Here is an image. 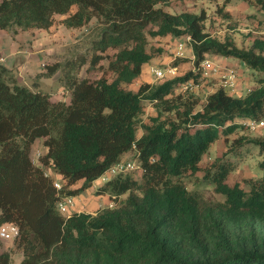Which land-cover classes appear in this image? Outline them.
Returning a JSON list of instances; mask_svg holds the SVG:
<instances>
[{
  "label": "trees",
  "instance_id": "1",
  "mask_svg": "<svg viewBox=\"0 0 264 264\" xmlns=\"http://www.w3.org/2000/svg\"><path fill=\"white\" fill-rule=\"evenodd\" d=\"M171 1L0 0V31L12 36L97 22L90 53L45 65L34 89L0 63V228L18 226L20 264H264V136H242L203 165L222 136L264 118V41L240 48L231 37L212 36L205 11L170 13ZM149 37H190L194 69L129 90L153 59ZM208 56L242 62L255 72V87L243 97L223 89L201 98L183 93L188 81L203 85ZM107 58L112 76L100 77ZM58 74L70 102H54L37 88ZM147 102L156 103L151 123H143ZM37 142L45 150L40 166L32 159ZM244 145L259 147L263 157V176L249 182V192L228 184L237 171L228 157ZM131 153L141 179L121 174L97 190L114 208L69 218L59 212L62 197L82 195ZM47 169L61 177L62 192ZM209 190L223 201L208 199ZM12 263V250L0 254V264Z\"/></svg>",
  "mask_w": 264,
  "mask_h": 264
},
{
  "label": "rangeland",
  "instance_id": "2",
  "mask_svg": "<svg viewBox=\"0 0 264 264\" xmlns=\"http://www.w3.org/2000/svg\"><path fill=\"white\" fill-rule=\"evenodd\" d=\"M209 0H206L208 2ZM212 1V0H210ZM216 3H209L205 5L204 7L202 0H172L170 7L167 8L168 12L170 13H183V12H195L197 14H201L203 10L211 14V16H216L221 20V22L218 21L215 27V31L219 33L221 31L222 33H227L234 40H236L238 43V46L240 48H247V43L253 42L256 39L264 40V31L260 28H264L262 25H259V28H256L255 26L258 25V23H254L250 25L247 29L252 30L251 32H245L241 34L240 28L242 27V22L238 21V19H235L234 16H232V21L229 19L226 20L224 16L222 15L224 13L225 8L228 10H239V7L237 6V3H243V0H230L231 6H228L226 3L227 0H217ZM259 19H264V12H258ZM61 24H59L60 26ZM97 26V22L94 20L91 24H89L87 27H84L80 30H70L67 28H59L58 31V39L51 38L46 33H40L39 36H37V40L35 39V36L30 34L29 32H21V34L18 37H11V36H0V53L6 56L7 61L3 64H5L9 69H14V63L16 59V54L19 51L20 48L24 49L26 53H29L30 51L36 52L37 54L40 51H44L43 54H38L39 56L45 57V65L53 63H56L57 61H61L65 63L66 61H70L75 59L77 56H83L90 53L91 49L93 48V42L96 40L97 34L95 33V28ZM57 48V52L53 51L52 53L47 54L45 51L50 49L51 47ZM148 50L153 56L152 61L148 66L145 67L143 76L140 80H137L133 85L126 86L127 89L137 90L138 87L141 85V83L147 82L151 83L152 85H161L166 82V80H158L156 76L151 72V68L154 66L164 68L166 65L172 63L176 66V61H174L176 56V45L175 40L172 38L168 39H162L160 37L154 38L149 37V45ZM189 48H187L186 56H189L188 53ZM26 54H21V57L24 59L26 58ZM186 61H189V58L185 59ZM231 64H235L236 59H230ZM109 58L105 59L102 62V70H107L109 65ZM237 64L240 66V70L242 73L240 75L241 80L248 78L247 82L250 87L254 88V74L255 72L251 69L247 68L246 65H244L242 62L237 61ZM44 65V66H45ZM180 74L181 73H188L193 69L192 65L190 63H184L182 65H177ZM42 68V73L44 72V67ZM102 71L100 73V77H108L110 78L112 75L109 73H105ZM99 72V71H97ZM18 79L20 83L23 86H27L30 89H34L36 86V78L37 76L29 77L27 74V71L24 73L22 71L16 72ZM98 73L96 71L91 74L92 79H97ZM60 74L55 76L51 79H43L40 80L37 84L38 90L42 93L49 94L54 102H70V95L71 93L65 89L63 83L60 80ZM215 82L212 83H206L205 85H200L201 87L194 92H187V93H193L197 96L204 97L211 95L208 88H212ZM248 92V91H247ZM248 94V93H246ZM245 94V95H246ZM157 115V109H156V103H150L147 102L146 104V114L143 118V123H151V119L153 116ZM143 135V129H139L138 136L139 138ZM264 136V130L263 131H256L251 132L249 130H243L240 129L238 132L230 135L229 137H223L222 140L219 141L210 151L209 155L205 157L204 160V167L209 168V166L215 161L217 158L223 157L224 154H226L231 148V145L234 141L244 137H260ZM225 140L228 141V143H225ZM235 149V148H234ZM43 153L42 145L39 144L35 150L32 153V159L35 163V165L40 166L39 158L37 157V152ZM260 148L257 146H251V145H244L243 147H237V156L236 157H228L229 164L233 165V168H236L237 171L234 172L228 181L229 186L233 187L235 184H239L246 192L250 191V185L249 182L251 180H258L263 176V171L260 169V163L263 161V157L260 155ZM136 159V154L131 153L125 157V161H131ZM136 179H141L138 173H132ZM54 176H57L54 174ZM200 177H203V173L199 174ZM187 183L190 182L189 177L185 180ZM106 184L105 181L99 180L95 183L94 189L90 191V194L88 191L84 192V196H87L88 194V201L92 203V198L94 194V190L96 188L103 187ZM192 185V184H188ZM207 198L213 200V201H223V197L216 195L212 190H209L206 192ZM125 198L122 199L124 201ZM115 205V204H114ZM116 206V205H115ZM76 207V206H75ZM82 212L95 211V208L88 209L86 205L83 206V208L78 209ZM74 211V210H73ZM96 215V214H94ZM12 250L13 252V263L12 264H20L23 259V253L17 248L16 243L12 240L9 242H1L0 241V254L7 251Z\"/></svg>",
  "mask_w": 264,
  "mask_h": 264
},
{
  "label": "crops",
  "instance_id": "3",
  "mask_svg": "<svg viewBox=\"0 0 264 264\" xmlns=\"http://www.w3.org/2000/svg\"><path fill=\"white\" fill-rule=\"evenodd\" d=\"M217 2H218L217 0H212V1L209 0L208 2H206V0H202L203 5H201V6L204 7L205 5H207L209 3H216L217 4ZM226 3L228 4V6H231L230 0H227ZM237 6L239 7V10H228L225 8L224 13L222 15H227V14L230 15L229 18H225L226 20L229 19L230 21H232V16H234L235 19H238V21L242 22L241 25L243 28H240V29H242L241 34L245 33V32H251L252 30L247 29V28L256 22L258 23V25L255 26L256 28H259V25H262L264 27V19H259V15H257L258 12H264V10L262 9V6L259 3V0H243V3H239V4L237 3ZM203 11H205V10H203ZM194 13H196V10ZM206 14L208 16L207 30L212 36H217V37H220L221 39H225L226 37L232 38V36H230L229 34H227L225 32L222 33L221 31H219V33H217L215 31L216 24L218 23V21L221 22V20L219 19V18H221V16H219V17H216L215 15L211 16V14H209L208 12H206ZM60 27L66 28V27H64V25H60V26L56 25L55 27H53L50 30H28L25 32H29L30 34L34 35L36 40H37V36H39L40 33H46L51 38L58 39L59 38L58 31H59ZM260 29L264 31V28H260ZM21 32H23V31H21ZM21 32L17 36H14V37H18L21 34ZM0 36H11V37H13L12 35L8 34L5 31H0ZM236 43H238V42L236 41ZM253 44H254V41L253 42L248 41L247 47L252 46ZM53 47L54 48L51 47L50 49L46 50L45 52L47 54L52 53L53 51L57 52V48H55V44ZM43 52L44 51H40L38 54H43ZM22 53L26 54L25 55L26 58L23 59L21 57ZM188 53H189V56L188 57L186 56L185 59L189 58V61H187L186 63H190L193 67L194 62H195V59H194L195 56H194L191 48H189ZM38 54L36 52H32V51H30L29 53H26V51L24 49L20 48L19 51L17 52L16 56H15L16 59H15V63H14L15 65H14L13 70H15L16 72L22 71L23 73H24V71L25 72L27 71V74L30 78L31 77L34 78L35 76H38L39 74L42 73L41 67H44L45 60H46L44 56H41V55L39 56ZM0 57L6 59V61H7L6 56L3 55L2 53H0ZM207 58L212 60L213 62L221 64L224 67H233V68L237 69L240 74L242 73V71L240 70L239 64H237L238 60L235 61V64H231L230 59H232V58H223V57H219V56H208ZM185 59L177 60V61H181V64H179V65L184 64V63H182V61H186ZM193 69H194V67H193ZM203 80H204L203 85H205L206 83H209V82L210 83L215 82V84L213 85L212 88H208L210 94L215 93L219 89L218 88L219 87L218 86L219 85L218 74H215L213 72H209V75H207V76L203 74ZM247 80H248V78L240 80L239 87H238L239 91H240V93H239L240 96H238V97L245 96V94L248 93L247 91L249 89H252V87L249 86ZM130 90H132V89H130ZM39 144H40L39 142L36 143L33 151L35 150V148ZM44 152H45V150H43V154H44ZM47 171L52 172V173L54 172L52 169H47ZM56 177L61 180L60 176L57 175ZM94 185L92 188L87 190L89 192V194H90V191L94 189ZM98 189L99 188H96L94 190L92 203H90L88 201L89 199H87L89 194L87 196H84V194H82V195L76 197V207L73 209L74 210L73 212L74 213H87V214L94 215V214H97L99 211H101L105 208H110V206L114 203L111 201L109 196H97V190ZM84 205H86L88 209L95 208V211H93V212H90V211L82 212V211L78 210L80 208H83Z\"/></svg>",
  "mask_w": 264,
  "mask_h": 264
},
{
  "label": "built area",
  "instance_id": "4",
  "mask_svg": "<svg viewBox=\"0 0 264 264\" xmlns=\"http://www.w3.org/2000/svg\"><path fill=\"white\" fill-rule=\"evenodd\" d=\"M191 42V38L187 37L185 39L175 40L176 45V56L174 61L179 59L186 58V51L189 43ZM195 59V57H194ZM6 59L0 57V63H5ZM200 69L202 70L204 75H209V72H213L218 74L219 76V89L225 90L228 94L240 96L239 91V83H240V75L237 69L233 67H224L219 63L213 62L212 60L206 58V60L201 64ZM151 72L156 76L158 80H168V79H176L180 75L179 69L174 64L170 63L166 65V67L161 68L154 66L151 68ZM200 87L196 85L193 81H188L182 86V92H194L197 91ZM251 92V89L248 90ZM243 125L248 128L251 132H258L264 130V118L261 120H249L243 122ZM41 152H37V157L41 158ZM128 173H143V169L137 160L124 161L118 163L110 168V170L100 179L105 181L106 183L117 175L128 174ZM55 174V173H54ZM46 177L52 178L54 187L58 192H62L64 190L63 183L60 179L53 175L52 172L47 171ZM76 206V197L72 196H64L61 201L58 203L59 212L65 216L66 218L70 217L71 212ZM110 208H114V204L110 206ZM20 237V230L18 226L14 224H6L0 228V241L1 242H9L15 241Z\"/></svg>",
  "mask_w": 264,
  "mask_h": 264
}]
</instances>
